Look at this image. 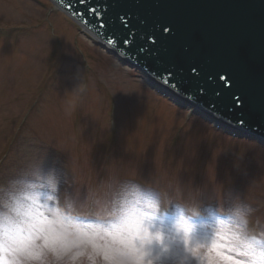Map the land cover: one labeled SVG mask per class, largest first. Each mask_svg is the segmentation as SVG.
Returning <instances> with one entry per match:
<instances>
[{"label":"rangeland","instance_id":"374dc122","mask_svg":"<svg viewBox=\"0 0 264 264\" xmlns=\"http://www.w3.org/2000/svg\"><path fill=\"white\" fill-rule=\"evenodd\" d=\"M58 18L61 49L46 38L43 28L31 40L0 37V213L10 212L23 182L43 185L52 173L57 188L43 191L55 197L54 206L62 189L68 212L107 219L104 214L121 186L134 184L130 179L137 177L147 185L143 193L163 195L161 209L178 214L176 222L155 226L165 236L158 249L163 264H177L184 255V251L173 254V242L179 244L176 225L184 227L186 222L183 211L206 216L228 213V219L202 223V231L216 234L221 222L234 224V211L246 206L252 209L246 217L247 231L264 234V148L212 131L196 117L184 123V112L148 91L136 73L80 38L93 69L86 75L85 89L82 60L73 47L74 31ZM42 21L43 11L32 1L0 0V27H32ZM37 98L38 111L29 126L18 131L20 118ZM112 103L117 108L118 139L108 128ZM195 125L202 131L196 132ZM28 158L23 178L15 180L17 166ZM231 240V234H225L213 242L233 247ZM13 254L15 264H23L25 256ZM210 258L217 259L215 253ZM47 264L72 262L67 258L58 262L49 254ZM78 264L92 261L85 254ZM96 264H102L101 258L96 257Z\"/></svg>","mask_w":264,"mask_h":264},{"label":"clouds","instance_id":"9594fccd","mask_svg":"<svg viewBox=\"0 0 264 264\" xmlns=\"http://www.w3.org/2000/svg\"><path fill=\"white\" fill-rule=\"evenodd\" d=\"M57 185L52 173L43 185L23 182L9 205L10 212L0 213V233L7 232L9 236L20 226L30 229L36 221L43 225L44 230L35 232L32 238H9L8 246L14 253L25 256L23 264H47L49 254L58 262L67 258L72 264H78L85 254L92 264H96V257L101 258L102 264H163L158 249L165 236L149 226L160 212V200L143 193L138 185L124 184L113 199L111 210L104 214L105 222L81 225L51 203L55 197L50 192L43 191L47 187L54 192ZM251 211L246 206L237 208L233 213L235 223L221 222L215 231L221 239L231 234L233 247L245 254L250 264H264V234H250L246 227ZM176 227V242L182 243L184 251L177 264H220L218 259L210 258L207 242L189 238L179 223Z\"/></svg>","mask_w":264,"mask_h":264},{"label":"snow or ice","instance_id":"6c2138e0","mask_svg":"<svg viewBox=\"0 0 264 264\" xmlns=\"http://www.w3.org/2000/svg\"><path fill=\"white\" fill-rule=\"evenodd\" d=\"M79 3L87 4L88 0H79ZM107 10L105 6L95 5L89 6L87 9L88 14L95 19L98 35L107 37L105 40L107 46L122 55L135 48L137 62L141 59L145 61L150 59L158 66L159 70L152 71V78L170 87L177 95L184 96L189 102H196L201 96L207 95L208 89L205 86V82L215 85L214 94L219 97L227 92L229 96V110L239 112V118L234 122V126H246L244 113L251 107V101L245 90L241 87L240 75L236 71L232 69H215L205 72L202 65L194 62L186 64V68H178L175 60L161 55V53L168 51L177 38L178 28L173 22L160 21L148 25L140 17H134L130 12H123L116 14V20L119 21V29L108 32L104 18ZM134 19L139 21V27L133 25ZM202 75L204 76V81H201ZM187 78L197 81V87L194 92L188 93L181 87ZM221 82H223V86ZM208 107L215 112L214 104H210ZM43 207H46V205ZM40 219L42 220V218ZM157 222L163 223V220L149 221V226L155 227ZM201 229H204V226L198 224L196 221L184 223V230L189 238L194 241L207 242L209 255L219 253L217 259L220 261V264H227L229 261L231 264H250L247 260L236 259L238 256H245L240 250L237 251V248L230 247L227 243H214L213 240L217 235L202 231ZM43 230V225L39 221H36L30 229H26L23 226L18 227L11 236L7 232L0 233V264H15L16 257L13 254L14 250L8 246L9 238H32L35 232H42ZM173 246L174 255L180 254L183 251L182 243L175 244L173 242ZM221 257L224 259H221Z\"/></svg>","mask_w":264,"mask_h":264},{"label":"water","instance_id":"95a60500","mask_svg":"<svg viewBox=\"0 0 264 264\" xmlns=\"http://www.w3.org/2000/svg\"><path fill=\"white\" fill-rule=\"evenodd\" d=\"M192 1V6L196 7L195 2L200 4L201 7L198 9V12L182 13L183 9L177 8L179 4L175 3L177 12L180 13V17L182 18L180 20V28L182 31L183 28H185L187 29L188 34L194 36L196 35L195 37L205 35L202 26L193 23L195 21H199L202 23L203 18H200V16H204L205 21H211V19H218L220 22H222V25L230 26L231 29L236 28V22L234 20L237 21V18L233 16V14L235 13L232 7L228 6L226 8H223V6L218 0ZM145 2L149 3V0H145ZM248 2H250V0H248ZM259 2V0H254L252 1V4L256 5ZM121 7L124 10L131 9L132 11H136L137 9L136 4H133L131 2L124 3L123 5L121 4ZM234 10L239 12L235 8ZM195 16L197 18L193 19ZM229 16H231V20ZM257 19L258 16H253L250 21L257 22ZM167 21L172 22V20L170 19H168ZM246 22H248V20H246ZM136 24L138 25L139 22H137ZM258 27L261 30L260 34L263 33L264 24L258 25ZM237 29V32L233 30H223L221 37H219L220 41L217 43L214 49H212L209 45L210 55L219 58L221 61V66L224 65L225 69H230V63L234 64V66L238 65L237 63H242L243 65H245L244 68L247 69L248 73L245 72L244 69H239L236 72L243 77L244 81L247 77V74H249L250 77H247L246 83L244 84L245 88L248 90H264V35H260L259 33L250 34L249 31H247L250 30L249 28H242L240 25ZM170 47H173V44ZM221 47H223L224 50L221 49ZM258 53L263 55L262 59L255 56V54ZM176 57L177 56H173V58ZM180 59L184 61V64L189 63L187 59ZM180 59H178L179 62H181ZM256 93H258L256 95H261L263 92Z\"/></svg>","mask_w":264,"mask_h":264},{"label":"bare ground","instance_id":"6f19581e","mask_svg":"<svg viewBox=\"0 0 264 264\" xmlns=\"http://www.w3.org/2000/svg\"><path fill=\"white\" fill-rule=\"evenodd\" d=\"M195 131L200 132V131H202V129L198 125H195Z\"/></svg>","mask_w":264,"mask_h":264}]
</instances>
